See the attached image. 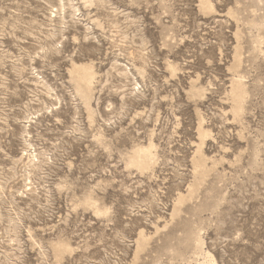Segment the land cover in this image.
I'll return each mask as SVG.
<instances>
[{
    "label": "rangeland",
    "instance_id": "obj_1",
    "mask_svg": "<svg viewBox=\"0 0 264 264\" xmlns=\"http://www.w3.org/2000/svg\"><path fill=\"white\" fill-rule=\"evenodd\" d=\"M213 263L264 264V0H0V264Z\"/></svg>",
    "mask_w": 264,
    "mask_h": 264
},
{
    "label": "bare ground",
    "instance_id": "obj_2",
    "mask_svg": "<svg viewBox=\"0 0 264 264\" xmlns=\"http://www.w3.org/2000/svg\"><path fill=\"white\" fill-rule=\"evenodd\" d=\"M237 90H238V89H237ZM239 90H240V89H239ZM150 156H151L150 154L145 153V154H144V157H143V159H142V161H141L140 164H139V166H140V165H143L144 167H146V165L148 164L150 158H152V157H150ZM141 168H143V167H141ZM213 264H214V263H213Z\"/></svg>",
    "mask_w": 264,
    "mask_h": 264
}]
</instances>
